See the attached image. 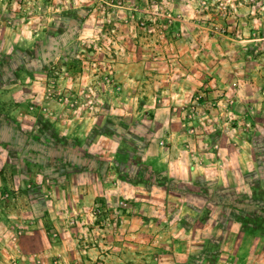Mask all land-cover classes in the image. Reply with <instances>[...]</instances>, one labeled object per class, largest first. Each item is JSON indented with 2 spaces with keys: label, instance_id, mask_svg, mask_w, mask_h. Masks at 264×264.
<instances>
[{
  "label": "rangeland",
  "instance_id": "1",
  "mask_svg": "<svg viewBox=\"0 0 264 264\" xmlns=\"http://www.w3.org/2000/svg\"><path fill=\"white\" fill-rule=\"evenodd\" d=\"M0 264H264V0H0Z\"/></svg>",
  "mask_w": 264,
  "mask_h": 264
},
{
  "label": "crops",
  "instance_id": "2",
  "mask_svg": "<svg viewBox=\"0 0 264 264\" xmlns=\"http://www.w3.org/2000/svg\"><path fill=\"white\" fill-rule=\"evenodd\" d=\"M89 129V125L85 128V125H84V129H79V128H75V126L74 127H72V128H70V129H63V131L64 132H66L68 135H74V136H84L83 134H85V132L87 131ZM83 130H85V131H83ZM163 149H167L166 147H164V146H160L159 147V151H160V153L161 154H158V156H153L154 155V153L150 150V149H145L144 150V153H145V160L147 161V162H152V163H156V164H159V165H165V166H167L168 167V162H167V160H168V154L167 153H162V150ZM97 156H99V153L97 154ZM146 157H148V159H146ZM155 161V162H154ZM248 168H246V166L244 165L243 166V168H242V171L243 172H245L246 170H247ZM216 181L218 182V184L219 185H224V186H228V185H230L231 184V181H227V182H225L224 184H223V181H222V179H220L219 177L218 178H216ZM88 187L90 188V192L92 191L93 192V190L95 191V189H93V190H91V185H88Z\"/></svg>",
  "mask_w": 264,
  "mask_h": 264
},
{
  "label": "trees",
  "instance_id": "3",
  "mask_svg": "<svg viewBox=\"0 0 264 264\" xmlns=\"http://www.w3.org/2000/svg\"><path fill=\"white\" fill-rule=\"evenodd\" d=\"M228 194H230V191H227ZM235 199L230 200L228 197H224V198H220L217 197V195H215V197H213L211 199L212 202L217 203L221 206H230L232 208L231 213H238L240 216H242L241 218L237 217V219H244L246 218L247 212H246V208L244 207V205H241V203L243 202V196L241 193H234ZM238 197V200L236 199ZM219 198V199H218ZM249 200H252V198H248Z\"/></svg>",
  "mask_w": 264,
  "mask_h": 264
}]
</instances>
